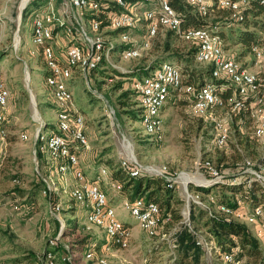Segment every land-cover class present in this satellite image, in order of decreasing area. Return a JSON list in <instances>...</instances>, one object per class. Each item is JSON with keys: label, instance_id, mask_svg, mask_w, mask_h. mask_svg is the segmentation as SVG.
<instances>
[{"label": "rangeland", "instance_id": "1", "mask_svg": "<svg viewBox=\"0 0 264 264\" xmlns=\"http://www.w3.org/2000/svg\"><path fill=\"white\" fill-rule=\"evenodd\" d=\"M155 1L133 3L134 7L130 12L135 16L136 22L127 32V39L124 42L119 41L110 31L108 34L115 38L110 42L118 46L130 45L128 48L139 47L145 36V27L139 26V16H141L139 8L147 6L143 10H152ZM45 2L46 0H28L23 4V0H0V83L10 93L7 105L2 111L6 142L0 139V264H46L45 252L52 253L57 246L64 247L66 252L60 254L54 251V253L67 256L68 264H75L76 260L73 261L72 254L76 250L79 251V255L82 254L84 244L78 248L74 247L73 253H70L71 250L65 244L82 242L87 234L93 237L95 242H100L98 243L100 245L104 241L107 243L101 230L84 229L81 216L84 209L75 204L69 196L74 186L71 176L57 174L53 170L55 162L42 151L38 163L32 141L29 138L26 141L20 139L22 133L31 137L39 129L40 124L47 127L44 129L45 134L50 131V127L56 125L57 111L52 97L53 87H48L45 83L46 75L43 77V73L48 71L43 64L41 51L33 44L31 36L33 13L45 5ZM205 2L207 6H213V0H205ZM50 11L54 17L51 30L53 37L56 38H53L50 44L53 53L60 54L65 50L67 33L63 23L60 25L59 21L67 25L72 24L76 28L74 22L78 17L84 19L85 15L73 10L67 0L55 1ZM214 17V13H210L208 22ZM105 31L107 30L103 33ZM224 31L227 33V29ZM211 35L215 39L218 37L212 33ZM181 39L170 35L168 41L164 42L165 37L160 36L152 42V47L148 51L150 40L147 48H140L135 60H124L120 50H115L97 71L91 69L81 73L76 72L72 80L66 83V88L72 93L75 113L81 116L82 129L88 139V147L80 150L79 153V161L85 177L93 180L100 169L106 168L108 178L111 179L112 172L118 168V165L129 167V172L138 169L134 167L139 165L142 167L140 174L158 176L170 183L169 208L179 216L178 220L169 218L165 221L163 230L166 233V241L148 238L143 231H140L130 214L121 208L122 201L128 198L125 192H115L107 183L102 182L101 187L110 205L114 207L118 221L127 225L125 226L128 232L125 248L112 246L123 251L110 252L108 251L110 248L105 249L106 245H104L103 250L108 253H102V256L106 258L107 264H169L171 256L177 250V242L183 239L184 234L190 240L192 238L194 243L197 235L208 243V250L198 246L202 252L199 264H224L216 252L219 248L210 235V226L207 225L208 215L205 214V212L215 213L216 206L210 200L203 201L202 197L196 194L197 192L191 190V187L208 186L212 183L211 180H214L205 172L204 160H210L221 173V181L224 179L252 181L253 178L244 172L247 165L245 163L248 161L252 170H259L260 174H264V137L260 139L253 134L248 111L241 112L239 116L235 115L238 113L231 111L228 106L220 105L211 108L203 117H196L187 103L181 104L180 101H176L183 98L185 100L182 94L170 95L160 112L161 127L151 136L144 135L137 119H130L122 113L125 109L118 100L120 94L125 91L130 92L129 109L137 111L139 108L130 88L132 79L142 75H139V72L135 75L134 71L148 65L149 61L168 60L171 51L185 52L188 45ZM164 43L168 44L169 51L164 49ZM234 51H238L235 46L226 52V55ZM262 53L263 56L259 61L253 56V52V55L241 56L238 61L242 67L244 66L243 68L263 76L264 49ZM173 63L184 71L183 63ZM204 65L206 64L193 63L196 68H204ZM113 70L124 75L120 76ZM183 75L187 80L186 74ZM118 84L119 86L116 87ZM237 116L243 119L242 126H238L239 122L234 124L233 120ZM213 120L220 121L227 132V142L221 148H216L211 142L215 136ZM238 127H241L239 134L236 131ZM163 167L166 168L165 174L161 176ZM38 176L56 189L51 198L55 197L54 202L59 205L58 212L52 208L54 204H50L48 198L44 197L42 188L36 189ZM15 189L20 192L17 193V199L11 195ZM215 192L218 190L214 189L212 193ZM28 193L36 196L35 209L32 211L21 207L30 199ZM188 195H192L194 201L193 198L189 199ZM237 197L239 194L228 195L231 201H235ZM238 206L228 216L243 220L246 224H256L260 232L258 234L260 245L264 250V221L260 217L252 216L253 209H249L247 203H240ZM240 207L245 212L248 211L242 213L239 211ZM237 210L238 212H235ZM191 214L193 217H190ZM67 226L68 229L65 230ZM135 232L137 235L132 239L131 235ZM171 242L175 243V249ZM87 251L83 257L75 255L79 257L77 262L80 263L82 260L87 264H96L85 258ZM58 260L56 264H65ZM244 260L242 259V264H245Z\"/></svg>", "mask_w": 264, "mask_h": 264}, {"label": "bare ground", "instance_id": "2", "mask_svg": "<svg viewBox=\"0 0 264 264\" xmlns=\"http://www.w3.org/2000/svg\"><path fill=\"white\" fill-rule=\"evenodd\" d=\"M27 1L28 0H23V4ZM55 1L57 0H46L45 5L42 7L39 6L40 8L34 11L31 20V36L33 44L36 45L38 49H40L39 45H44L45 55L41 53V56L45 69H47L48 63L51 70L55 71L54 74H48V72L46 73L45 83L48 87H53L52 97L56 103V107H60L56 110V125L55 127H50V131L45 134L44 129L47 127L40 124L39 129L33 133V137L22 133L20 134V139L22 141H26L29 138L35 148V155L37 153L40 155L42 151V153L46 154L50 160L55 162L53 164V169L57 174H60L61 176L69 175L72 180H74V186L70 190L69 196L75 204H78L84 209V229L86 231L91 229L101 230L106 237L107 243H105V249H109L112 246L125 248L127 245L126 238L128 237L126 226L124 223L118 221L115 209L110 205L107 195L101 187V183L105 182L113 191L119 192V184L108 178L109 176L106 168L100 169L95 177H93V180L87 179L84 173L78 169L79 153L80 150L83 149L82 142H85V148H87L88 139L82 129L83 120L78 113H75L72 105V93L68 88H66V83L72 80L73 75H75L76 72L81 73L87 70L83 68L84 61L88 58V44L85 43L84 40L78 38V36H74L72 31H70L69 24L67 25L63 21H59V24L61 25V23H63L65 32L67 33L65 48L70 49L73 52L70 50H64L60 54L57 52L53 53L50 44V42L53 41V38L56 39L55 36L53 37V33L38 35L39 27L37 26L40 15L42 23H46V30L52 31L51 27L53 26L54 17L50 9ZM133 1L140 0H120V3H117V0H111V2L116 6L117 11H110L107 13V15H110L112 18H119L121 16V21H126L125 30L122 29V25H113V28H110L109 26L99 27L100 22L93 18L100 8L98 2L93 0L81 1L80 13L84 14L85 18H79L80 30L84 33L88 41L97 42L95 43V51L97 52L93 55L91 69H97L104 61H107V58H109L110 54L113 52L112 48L118 45L112 44L110 42L111 40L118 38L119 41L124 42L127 39V32L134 27L136 22L135 16L130 12V10L134 7ZM164 1L167 3L166 0ZM225 1L233 2L230 0ZM162 2L163 0H156L155 7L152 10H142L140 12L141 16H139V19L147 20V24L145 25V36L143 37L139 47L121 49L119 51L121 57L124 60H130L138 57V51L140 48H147L150 40L156 36L158 30L169 29L174 31L175 34L183 39L195 41V44L204 43V45L198 46V50H196L194 55V61L197 64L212 65V81L206 82L199 87L191 84H184L182 69L179 65L171 62L161 64L158 68L152 70L145 76L133 78L130 89L134 93L138 106L142 110L138 116V122L140 123L144 135L151 136L158 129H160V112L169 96H178L182 94L188 101L186 105H189L192 113L196 117H203L214 106L223 105L222 101L239 103L242 105V108L229 107L231 111L243 109L245 104L248 103L250 115L252 112V105L249 104L252 102H258V105H255L252 119L251 117L250 119L253 134L260 139L264 137V88L255 86L256 80H263L264 75L260 76L255 72H251L243 68L241 63L233 59H228L221 44L208 30H203V32H209V35L205 36L197 32H188L187 30L181 31V28L179 27L180 20L169 4H167V12L172 15V22L174 23L165 22L166 14L161 10ZM189 2L196 5L198 11L202 14L206 13L207 4L205 0H195V2L194 0H189ZM262 2L264 4V0H262ZM212 5L230 10L232 12V17L239 12L234 5H225L223 7L218 6L219 0H213ZM152 20L159 22L157 31H154V24H152ZM104 30L107 31L103 33ZM110 31H117L119 33L114 38L107 34L108 32L110 33ZM255 50V47L252 48V52L256 60L259 61L262 56L259 57V53ZM200 54H206V57L201 56ZM182 79L184 86L187 87H181ZM155 83L157 84L155 85ZM235 86L237 87V93L244 94L237 96V93H235ZM227 90H230V95L223 100L221 96ZM197 92H203V100L201 101V106L198 107V109H196L195 96ZM9 94L8 89L0 83V115H2L0 116V139L6 135V130L2 124L4 121V114L2 111L7 105ZM72 113L74 115V119L79 121L80 129H82L83 135L79 133L77 125H71L69 116H71ZM213 123L215 136L211 142L216 148H221L225 146L227 142V132L220 121L213 120ZM72 155L75 156L74 162H72ZM245 164L247 165H245L244 171H248L251 166L249 162H246ZM203 168H205L208 172H218L210 160L203 161ZM138 169L130 171L129 176L131 178H136L140 175L141 170L140 168ZM165 169L166 168L163 167L161 172L165 173ZM161 176L164 175L161 174ZM256 178L260 181V177ZM213 179L219 181L222 178ZM42 181L45 184L42 194L49 199L53 195V192H56V189L51 184H48L46 180L42 179ZM83 181L87 182V184L95 186L96 192L99 194V203H101L102 212H104V215L108 218V221L111 222V224L104 225L102 222L99 217L98 206L92 202V194L90 193L89 188H86ZM48 194L51 196H48ZM192 200L194 201V198ZM237 201L238 200H236L235 203L236 205H239L240 202L238 201L237 203ZM54 207L56 208L54 209ZM52 208L56 212L59 211V205H56V203ZM121 208L130 214V216L137 223L138 227L148 238H158L161 241L166 239V233L163 230L165 223L164 221H160V219L167 218L161 217L162 215L160 214L159 207L155 202L146 201L144 198L140 197L133 200L124 199L121 203ZM218 210L226 215L233 213L232 210L225 209L223 207H218ZM252 216L260 217L264 221V215L261 208L253 209ZM143 217H145V219H143ZM113 228L117 231H113ZM120 232L124 236V243L123 239L120 238ZM195 240L200 242L201 249H209L208 243H206L202 237L197 235ZM195 244L196 246H199L197 243ZM102 255L103 254L100 253V251L97 253V251L91 249L87 251L85 258L88 261L95 262L96 264H107L105 261L106 258ZM220 259L224 264H242L241 258L235 259L229 252L221 253ZM57 260L61 263H67V256L57 255L50 252L45 256L46 264H56Z\"/></svg>", "mask_w": 264, "mask_h": 264}, {"label": "trees", "instance_id": "3", "mask_svg": "<svg viewBox=\"0 0 264 264\" xmlns=\"http://www.w3.org/2000/svg\"><path fill=\"white\" fill-rule=\"evenodd\" d=\"M93 1L98 2L100 8L97 14L95 15V17L93 16L92 17L100 22L101 27H105L107 25L106 22L107 13L110 11L111 12L117 11V8L109 0H93ZM166 1L173 9L176 16L179 18L180 20L179 27L181 28L180 29L181 31H186L190 29L208 30L210 33L218 36L216 40L221 44L222 49L225 52H228L234 46L237 47L238 51H234L231 54L229 53L227 55L228 59H233L239 62L238 59H240L241 56L252 54V48L254 47L260 48L261 50L264 49V4L262 0H247L246 5L243 6L239 10V12L235 14V16L233 17H232V12L230 10L226 8H219L214 5L207 6L206 13L202 14L200 11H198L197 6L191 4L189 0H166ZM230 1L235 2L239 0H230ZM133 3L136 4L137 1H133ZM210 13H214L215 17L213 18V20L208 22L207 19ZM146 24H147V20L145 19L139 20V26H141V28L145 27ZM224 29H227V33H225ZM118 33L119 32L115 31L112 33V35H117ZM170 35L176 36L177 38L181 39L177 34H175L174 31H171L169 29L163 31L159 30L156 36L151 39L148 51H150L153 41L157 40L160 36H163L165 37L164 42H167ZM182 41L188 45L187 46L188 48L186 49L185 52L179 50L171 51V55L168 58V60H162L157 62L149 61L148 65L144 67L142 66V68L139 67L136 71H134V74L137 75L136 72H139V75L145 76L152 70L158 68L163 63L178 62V63H183L185 65L183 73L186 74L187 80L184 79V84H191L196 87H199L206 82L212 81L211 78L212 65L206 64L204 65V68H196L195 66H193V63H195L194 55L196 52V46L194 43L186 42L184 40ZM163 45H164V49L166 51H169L168 44L164 43ZM128 47H130V45H125V46L116 45L114 46V48H112V50L113 51L121 50ZM97 69H95L94 71H97ZM113 71L119 74L120 76L124 75L123 73L118 72L116 70ZM45 75H47L46 72L43 73V77ZM118 86L119 84L116 85V87ZM131 93L135 97L132 90ZM129 94L130 92L125 91L121 93L119 96V100H118L119 104L121 105L122 108L125 109L123 110L122 113L125 116H128L130 119L138 120V116L140 115L142 110L140 107L138 108L137 111H133L129 109V104H128ZM229 95H230V90H227L222 94L221 98L225 100ZM176 101H180L181 104L188 103L186 98L185 100L183 98ZM241 112H247L249 115L248 103L245 104V107L243 109H240L235 112L238 114L235 113L234 114L240 116ZM237 117H235L233 120L234 124L239 122L237 123L238 126H242V123H244L243 119L241 118L239 119V117L237 119ZM199 119L203 120V118H199ZM240 128L241 127H238L236 129L238 134L240 133ZM36 155L39 163L40 155L39 153H37ZM128 170H130L129 167L126 168L118 165V168L114 170V172H112L113 174L111 176V180L119 184L120 191H123V193L125 192L126 196L128 197L127 200H133L135 198L140 197V198H144L146 201L155 202L159 207L160 214L162 215L161 217L163 218L168 217L172 220L179 219V216H176V213L169 208L170 186L167 181H165L161 177L150 176L148 174H140L136 178H131L129 176ZM256 171L259 174L261 173L259 172V170ZM262 175L264 174H260V176L264 178ZM251 178H253V180L249 182L232 181L227 179H224L222 181L211 180L212 183L210 185L193 186L191 187V190H193V192H197L196 194H199L202 197L203 201L204 199L210 200L211 202H213L212 204L216 206V212L212 214H208L205 212V210L202 209L201 210L204 211L206 215H208L209 224L207 225L210 226L209 228L210 235L214 240L217 248H219L216 251L217 254L220 255L223 252H229L230 254H232V256L235 259H240V258L245 259L244 260L245 264H264V250L261 248L260 242L252 234L250 229L244 223H240L218 210V207H223L225 209H229L233 211L237 209L238 205H236L235 202L236 200H238L240 203H247L249 205V209L251 210L255 208H261L264 215V179L259 181L256 177H251ZM35 187L36 189H39L38 187H41L42 190L45 188V184L39 178V176L37 178V183L35 184ZM214 189H217L218 192H215L213 194L212 192L214 191ZM17 193L20 192L19 190L15 189L11 192V195L17 199L18 198ZM229 194L230 195L239 194V197H237L235 201H231L228 198ZM27 195L30 196V199L27 200V203L25 205L24 204L21 205V207L22 208L24 207L23 208L24 210L28 209V211H32L35 209L34 203L36 201L35 198L36 196L30 193H28ZM51 197L48 199L49 203L55 204L54 202L55 197L54 199ZM51 201H53V203ZM71 202L74 204L73 201ZM200 202L202 204L201 200ZM190 217H193V214H191ZM67 229L68 226L66 227L65 230ZM177 243H178L177 250L171 256L169 264H199L200 263V257L202 255V252L200 248L195 245L192 238L190 240V238L188 236H185L184 234L183 239L181 238L180 242ZM82 244H84L82 246L84 248L83 254L90 248H92L95 251L97 249V246L95 245V239L91 237L89 234L84 236L82 242L78 243L77 241H74V244L73 242H69V245L65 244V246H67L68 249L71 250L70 253H73V248L74 247L78 248ZM172 246H174L173 247L174 249L176 248L175 243ZM55 249L56 250L54 251L55 252L57 251L56 253L65 254L66 252V250L62 246H57ZM54 251H52V253H54ZM45 254H47V251L45 252ZM28 257L31 258L32 256H28Z\"/></svg>", "mask_w": 264, "mask_h": 264}, {"label": "built area", "instance_id": "4", "mask_svg": "<svg viewBox=\"0 0 264 264\" xmlns=\"http://www.w3.org/2000/svg\"><path fill=\"white\" fill-rule=\"evenodd\" d=\"M67 1H68V4L70 5V7L73 10L79 12V14H80V3L82 0H67ZM140 1L147 2L148 0H140ZM194 2H195V0H194ZM117 3H120V0H117ZM246 3H247L246 0H240V1H235V2H226L225 0H219L218 6L223 7L225 5H234L235 8L240 10L243 6L246 5ZM167 4L168 3H165V1L163 0L161 10H162V12H164L166 14V21L165 22H172V15L167 12ZM106 22H107L106 26H109L110 28H113V25H122V29L125 30V22L126 21H121V16L119 18H112V17H110V15H107L106 16ZM74 23L77 27L75 28L74 25L69 24L70 31H72V34L74 36H78V38L84 40V42L88 44V58L85 59V61H84V68L83 69L89 70L92 67L93 55H95V53L97 52V51H95V43H97V42H91V41H88V39H86V36L80 30L79 17L77 18V20ZM158 23L159 22H155L154 20H152V24H154V31L158 30ZM172 23H174V22H172ZM37 27H39V34L38 35H44V33H53L52 31L46 30V23H42L41 15L39 16V21H38ZM99 27H101V24H99ZM74 31L76 32L75 34L73 33ZM187 31L188 32L201 33L204 36L209 35V32H203V29H198V30L190 29ZM128 41L130 43V39H128ZM199 45H204V43H197L196 44V50H198ZM39 47L41 49V53L43 55H45L44 45H39ZM106 47H107V44H106ZM65 50H70V49L65 48ZM70 51L73 52L72 50H70ZM255 51H257L259 53V57L263 56L262 50L260 48H256ZM200 55L206 57V54H200ZM226 63H227V61H226ZM47 70H48V74H54V72H55L54 70H51V68L48 66V63H47ZM156 84L157 83H155V85ZM255 86L264 88V79L263 80H256ZM181 87H187V86H184L183 79L181 80ZM205 89H207V88H205ZM235 93H237V87L236 86H235ZM242 94H244V93H237V96L242 95ZM195 96H196V109H198V107L201 106V101L203 100V92H197V94H195ZM0 102H1V96H0ZM222 104L224 106H228L230 108H242V105H240L239 103H230L228 101H222ZM249 105H252V112L250 113V117L252 119L255 105H258V102H252ZM59 108L60 107H56V110ZM0 116H2V115H0ZM69 118L71 120V125H77L79 133L82 134V129H80L79 121L74 119L73 113L71 116H69ZM263 133H262V135H263ZM1 139H2V142H6L4 136ZM82 144H83V150H84L85 149V142L83 141ZM74 158H75V156L72 155V162H74ZM134 168H140V170H142V167L139 165H136V167H134ZM205 172L208 174V176H210V178H222V175L220 172H208L207 170H205ZM244 172L247 173L250 177H260V181L263 180V178L259 175V173H256V171L252 170L251 167H249L248 171H244ZM164 174L165 173H163V175ZM83 182L85 183L86 188H89L90 193L92 194V202H94L96 204V206H98L99 217L101 218L102 222L104 223V225L105 224H111V222L108 221V218L104 215V212H102L101 203H99V194H97L95 186L92 184H87V182H85V181H83ZM169 186H170V183H169ZM48 196H51V195L48 194ZM189 199H191V198H189ZM51 202L53 203V201H51ZM237 203H238V201H237ZM55 208L56 207H54V209ZM153 211H155V210H153ZM235 212H238V210ZM143 219H145V217H143ZM166 220H168V217H167V219H160V221H164V223ZM158 229H161V228H158ZM113 231H117V230L113 228ZM120 238L123 239V243H124V236L121 234V232H120ZM165 240H167V238ZM171 243L173 244V242H171ZM195 243H197L200 246L199 241L195 240ZM66 262L68 264V257H67Z\"/></svg>", "mask_w": 264, "mask_h": 264}, {"label": "crops", "instance_id": "5", "mask_svg": "<svg viewBox=\"0 0 264 264\" xmlns=\"http://www.w3.org/2000/svg\"><path fill=\"white\" fill-rule=\"evenodd\" d=\"M147 8V6H144V7H140L139 8V10H143V9H146ZM7 111V110H6ZM8 112V111H7ZM78 169H81V171H82V167H81V165H80V161H79V167H78ZM54 170V169H53ZM189 196V198H193V196L191 195H188ZM239 206H237V208H238ZM240 209H241V207H240ZM240 212H242V213H246L248 210H246V212L244 211V209H241V210H239ZM82 216V219L84 220V213L81 215ZM83 220H82V223H83ZM236 220V219H235ZM236 221H238V222H240V223H244L249 229H250V231L252 232V234L256 237V239L260 242V235H258V234H260V232H259V230H258V228L256 227V225H250V224H246V222L245 221H243V220H236ZM126 225V224H125ZM127 226V225H126ZM140 230V229H139ZM140 231H142V230H140ZM254 232H256V233H254ZM136 232L133 234V235H131V238L133 239L134 237H136ZM146 235V234H145ZM131 240V239H130ZM98 241H100V240H98ZM98 243H100V242H95V245L97 246V249H96V251H97V253H99V251H100V253H108V251H110V252H112V250H116V251H123V250H120V249H117V248H115V247H110V249L107 251V252H105L103 249H104V245H105V241L104 242H102V244L100 245V244H98ZM100 247V248H99ZM84 251V250H83ZM78 252L79 251H76L75 253H73L72 255L74 256V258H73V261L74 260H76L75 262V264H87L85 261H82L81 260V262L80 263H78L77 262V260L79 259V257H80V255H81V257H83V253L82 254H78ZM171 253V252H170ZM75 255H77V256H79V257H75Z\"/></svg>", "mask_w": 264, "mask_h": 264}]
</instances>
